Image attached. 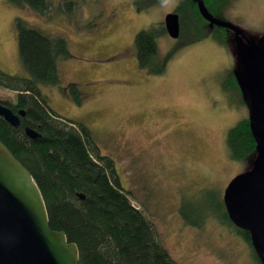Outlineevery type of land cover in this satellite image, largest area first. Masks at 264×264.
Here are the masks:
<instances>
[{
	"label": "rangeland",
	"instance_id": "rangeland-1",
	"mask_svg": "<svg viewBox=\"0 0 264 264\" xmlns=\"http://www.w3.org/2000/svg\"><path fill=\"white\" fill-rule=\"evenodd\" d=\"M60 1L49 0L39 16L0 0V71L28 78L17 52L16 17L63 38L70 56L57 61L59 84L39 85L40 92L56 115L88 128L170 257L177 264H260L221 217L224 208L212 207L223 205L227 184L250 170L256 156L235 161L226 147L228 130L249 114L242 91L222 89L224 77L240 70L231 32L223 31L221 44L207 24V35L198 37L176 9L180 0H73L67 10L57 8ZM167 13L180 16L177 39L165 32ZM211 15L254 41L264 36V0H230ZM150 27L157 55L169 54L160 75L137 62L135 35ZM16 95L0 86V101L14 104ZM182 206L195 225L183 219Z\"/></svg>",
	"mask_w": 264,
	"mask_h": 264
},
{
	"label": "trees",
	"instance_id": "trees-1",
	"mask_svg": "<svg viewBox=\"0 0 264 264\" xmlns=\"http://www.w3.org/2000/svg\"><path fill=\"white\" fill-rule=\"evenodd\" d=\"M228 1L203 0V3L212 14L222 10ZM7 2L39 16L46 15L50 9L49 0ZM72 5L73 0H61L57 8L67 10ZM176 9L189 26L191 22L194 24L198 37L207 35L203 28L208 23L198 13L195 0H180ZM14 23L18 57L28 78L0 71V86L17 92L14 104L0 103L12 112L23 109L24 116L20 117L17 127L0 116V141L36 183L46 207L49 227L62 231L67 242L76 245L80 264H177L160 244L151 223L131 205L114 161L100 154L88 128L56 115L40 92L39 85L59 84L57 61L70 56L66 41L44 33L21 17H16ZM223 31L225 29L213 26L211 33L220 34V39L215 40L221 44L226 43ZM134 46L140 68L151 75L164 72L169 54L157 55L152 27L136 33ZM67 88L75 104L80 105L82 99L77 85L70 83ZM222 89H233L238 94L242 91L234 72L224 77ZM62 91L66 93V88ZM26 126L39 135L28 137L24 132ZM226 147L235 161L248 159L255 153L247 118L228 130ZM219 206L224 208L221 203L212 207ZM180 212L188 224H196L185 214L184 206ZM221 217L232 224L225 209ZM235 228L252 248L248 232Z\"/></svg>",
	"mask_w": 264,
	"mask_h": 264
},
{
	"label": "water",
	"instance_id": "water-1",
	"mask_svg": "<svg viewBox=\"0 0 264 264\" xmlns=\"http://www.w3.org/2000/svg\"><path fill=\"white\" fill-rule=\"evenodd\" d=\"M198 13L212 28L231 32L240 67L233 71L248 98V124L255 142L250 170L235 176L226 186L222 202L230 222L246 230L260 264H264V36L257 41L242 30L214 18L203 0H195ZM166 34L177 39L179 15L164 16ZM0 116L17 127L24 110L12 112L0 103ZM25 134H39L25 127ZM79 197L83 196L79 194ZM0 264H80L74 243L62 231L52 230L40 191L27 169L0 141Z\"/></svg>",
	"mask_w": 264,
	"mask_h": 264
},
{
	"label": "bare ground",
	"instance_id": "bare-ground-1",
	"mask_svg": "<svg viewBox=\"0 0 264 264\" xmlns=\"http://www.w3.org/2000/svg\"><path fill=\"white\" fill-rule=\"evenodd\" d=\"M23 110V109H22ZM15 113V112H14ZM21 117V116H20ZM23 117V116H22ZM27 127V126H26ZM30 128V127H29ZM25 132V131H24Z\"/></svg>",
	"mask_w": 264,
	"mask_h": 264
}]
</instances>
